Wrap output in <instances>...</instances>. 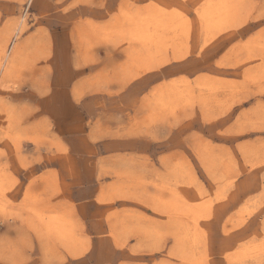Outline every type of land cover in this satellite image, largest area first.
I'll return each instance as SVG.
<instances>
[{
    "label": "rangeland",
    "instance_id": "rangeland-1",
    "mask_svg": "<svg viewBox=\"0 0 264 264\" xmlns=\"http://www.w3.org/2000/svg\"><path fill=\"white\" fill-rule=\"evenodd\" d=\"M0 264H264V0H0Z\"/></svg>",
    "mask_w": 264,
    "mask_h": 264
},
{
    "label": "bare ground",
    "instance_id": "bare-ground-1",
    "mask_svg": "<svg viewBox=\"0 0 264 264\" xmlns=\"http://www.w3.org/2000/svg\"><path fill=\"white\" fill-rule=\"evenodd\" d=\"M198 11V10H197ZM200 15V14H199ZM178 26H180V25H178ZM177 27V26H176ZM174 33L175 34V32H177V30L176 29H171V27H169V26H165L164 28H163V34H166V35H169V33ZM207 84V83H206ZM213 88V87H212ZM181 92V91H180ZM167 95V94H166ZM177 96V95H176ZM178 97V96H177ZM166 102V101H165ZM246 185V184H245ZM248 185V184H247ZM244 186V185H243ZM247 188V187H246ZM172 190V189H171ZM173 192V191H172ZM173 197H171L169 200H171ZM174 199V204L173 203H171V204H173L175 207H177V208H179V207H181V203H180V201H179V199H178V197H174L173 198ZM183 202V201H182ZM183 205H184V202H183ZM178 210V209H177ZM193 213V212H192ZM58 225V224H57ZM198 229H196V232H198L197 231ZM249 251V250H248ZM247 252V251H246Z\"/></svg>",
    "mask_w": 264,
    "mask_h": 264
},
{
    "label": "crops",
    "instance_id": "crops-1",
    "mask_svg": "<svg viewBox=\"0 0 264 264\" xmlns=\"http://www.w3.org/2000/svg\"><path fill=\"white\" fill-rule=\"evenodd\" d=\"M51 105H54V104H51ZM47 106H48V105H47ZM47 106H46V109H45L47 112H49V111L53 110V109H52V108H50V107H48V108H47ZM51 112H52V111H51Z\"/></svg>",
    "mask_w": 264,
    "mask_h": 264
}]
</instances>
